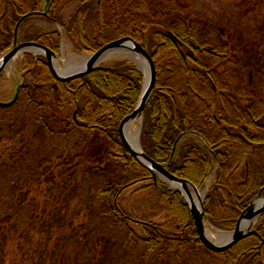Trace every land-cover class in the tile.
<instances>
[{
    "label": "trees",
    "instance_id": "16d2710c",
    "mask_svg": "<svg viewBox=\"0 0 264 264\" xmlns=\"http://www.w3.org/2000/svg\"><path fill=\"white\" fill-rule=\"evenodd\" d=\"M75 1L0 0V58L13 48L23 18L18 42L38 43L56 55L63 39L78 54L123 38L141 45L157 69L143 112L142 150L201 192L212 179L205 220L234 231L246 209L260 194L264 198V78L251 79L263 70L261 54L237 58L230 34L218 25L201 30L187 16L159 14L152 0ZM35 20L61 31L31 26ZM19 73L17 103L0 106V130L13 132L14 123L31 118L44 133L45 153L17 180L11 172L0 177V211L34 223L21 203L22 184L39 183L37 194L59 200L68 231L50 257L59 264H264V213L254 234L213 253L200 241L183 196L155 180L123 144L119 127L135 111L143 87L133 63H108L57 82L45 59L26 55Z\"/></svg>",
    "mask_w": 264,
    "mask_h": 264
},
{
    "label": "rangeland",
    "instance_id": "374dc122",
    "mask_svg": "<svg viewBox=\"0 0 264 264\" xmlns=\"http://www.w3.org/2000/svg\"><path fill=\"white\" fill-rule=\"evenodd\" d=\"M79 3L80 1L77 0L73 4ZM153 4L159 14L166 12L170 16H174L175 13L187 16L190 22L195 23L201 30L206 24L218 25L221 33L227 36L230 34L232 47H234L232 53L237 58H247L255 51L261 54V59L264 60V0H152ZM76 5L73 7L76 8ZM72 9L69 10V14L73 13ZM30 24L51 32L61 31L59 26L51 27L39 20ZM70 46L64 40L61 55H56L58 67L62 72L74 57ZM23 56L21 54L15 57L16 59L14 58L0 78V101L2 102H9L11 105L17 103L19 95L16 89L23 84V78L19 73L24 60ZM132 60L135 59H131L128 54L115 51L107 55L99 66L117 61L132 63ZM54 67L56 68V65ZM141 68L143 72H146L143 66ZM260 76L264 78V66L263 70L253 72L251 79L254 84H257ZM261 92L263 93V90ZM140 120L141 118H137L129 125L128 134L134 139L141 127ZM30 123L31 118L23 123H14L13 132L0 130V137H3L0 142V177L11 172L15 174L14 180H17L21 176L19 171L28 168L29 163H33L34 157L39 156L38 154L45 153L44 133ZM18 133L19 137L13 140L12 138ZM47 149L46 147V151ZM22 185V190L19 192L21 203L33 212L31 214L35 217L34 223L29 222L30 216L28 219L25 216L22 221L14 214H4L0 211V264H59L60 261L54 260V257L50 255L55 253V241L62 231H68L65 227L67 213L60 208L63 206L59 200H54L53 197L48 198L44 193L37 194L36 191L40 189L41 184ZM42 220L45 223H42ZM28 224H32L30 231H28ZM212 238L216 240L215 235Z\"/></svg>",
    "mask_w": 264,
    "mask_h": 264
},
{
    "label": "water",
    "instance_id": "95a60500",
    "mask_svg": "<svg viewBox=\"0 0 264 264\" xmlns=\"http://www.w3.org/2000/svg\"><path fill=\"white\" fill-rule=\"evenodd\" d=\"M115 51L118 53L128 54L131 59H135L134 61L138 62L139 65L143 66L144 70H146V72H144L143 89L139 103L133 114L126 117L119 128L120 137L129 153L140 164L153 172L155 180L157 177H160L170 186L171 190L177 191L183 196L193 216L200 241L208 250L215 253H222L247 238L250 234H254L255 232L252 230L253 226L259 217L264 213V198H262L261 194L259 195L258 199L254 201L253 204H251L242 214L233 232L222 233L212 228L214 231H216V233L223 236L225 235V237L219 236L216 241H213L210 237V230L207 228V224L205 223L204 219V199L206 193L201 194L200 191L197 190L191 183L176 178L169 172L167 168L156 163L154 160L145 155L140 145L141 129H139V131L136 133V137L135 139L133 138V142L131 141L132 136L128 134L129 125L137 118H141L140 124H142V114L153 93L157 80V71L154 61L148 52L139 44L135 43L132 39L125 38L112 42L94 55L90 56L87 63H85V66L77 70H73L72 72H68L69 70H67L68 68L66 67V69H64L63 72L60 71V73L57 72L52 61V57H55V54L52 53L48 48L37 43H24L17 45V42L15 41V47L10 52L5 54L0 60V74L19 53H34L36 55L43 56L48 60L51 73L57 81H72L92 72L107 55ZM0 105L4 106V104ZM194 198L197 200L196 203L194 202Z\"/></svg>",
    "mask_w": 264,
    "mask_h": 264
},
{
    "label": "bare ground",
    "instance_id": "6f19581e",
    "mask_svg": "<svg viewBox=\"0 0 264 264\" xmlns=\"http://www.w3.org/2000/svg\"><path fill=\"white\" fill-rule=\"evenodd\" d=\"M25 20V18H23L19 23H18V25H17V27H16V30H19L20 29V26L22 25V22ZM35 21H37V20H35ZM39 21H41V20H39ZM44 22V21H43ZM44 23H46V22H44ZM48 24V23H47ZM31 26H34L33 24L31 25ZM35 27H37V26H35ZM17 36H15V41H17ZM14 46H15V42H14ZM13 46V47H14ZM45 47V46H44ZM71 47V49H72V54H73V56L74 57H72V59L68 62V66H67V70H69L68 72H72L71 70H77V69H79V68H81V67H83V66H85L86 64L85 63H87V59H84L83 57H81L82 55H84V54H78V53H76L74 50H73V48H72V46H70ZM47 48V47H46ZM49 49V48H48ZM50 50V49H49ZM52 53H54L52 50H50ZM21 54L22 53H19L17 56H16V58L20 55L21 56ZM55 54V53H54ZM28 55H31V56H33V57H35V58H42V59H45L46 60V58L45 57H43V56H39V55H36V54H34V53H29ZM15 58V59H16ZM52 61H53V64H54V66L56 65V70H57V72L58 73H60V71H61V69L58 67L59 65H58V61H57V56H56V54H55V57H52ZM78 65H80V66H78ZM71 68H73V69H71ZM133 138L131 137V141L133 142ZM209 184V183H208ZM194 202L196 203L197 202V200H196V198H194ZM211 237H213V235H211Z\"/></svg>",
    "mask_w": 264,
    "mask_h": 264
}]
</instances>
